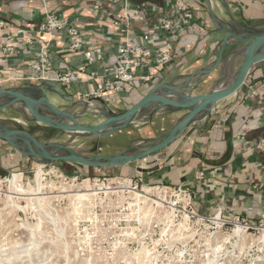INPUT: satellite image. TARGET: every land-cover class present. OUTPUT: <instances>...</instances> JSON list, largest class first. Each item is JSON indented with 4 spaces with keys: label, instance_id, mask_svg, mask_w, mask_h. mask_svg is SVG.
Wrapping results in <instances>:
<instances>
[{
    "label": "crops",
    "instance_id": "0c3cea01",
    "mask_svg": "<svg viewBox=\"0 0 264 264\" xmlns=\"http://www.w3.org/2000/svg\"><path fill=\"white\" fill-rule=\"evenodd\" d=\"M183 1L190 6L191 18L175 11L170 0H48L47 7L69 17L81 31L85 46L71 51L65 33L40 31L45 19L41 2L0 0V70L9 80L5 88L26 90L37 96L44 94L58 108L75 114L98 117L105 109L121 114L156 85L193 86L197 77L192 79V75L214 64L224 36L216 28L211 8L216 22L223 26L235 23L248 30L264 31V0ZM125 5L138 9L140 18L126 22ZM167 20L172 21V30L163 29ZM115 21H120L119 28L114 26ZM126 34L134 43L148 34L147 45L167 49L172 58L159 68L143 66L136 80L124 85L121 91L105 90L110 77L104 70L119 62L117 48ZM45 44H49V63L43 72H38L33 65L39 62ZM85 48L103 56L102 61L88 66V71L95 73L92 79L78 71L79 66L87 63ZM239 60L242 58L238 56L231 64ZM68 72L78 78L64 85L59 77ZM219 74L218 68L187 93L208 94L217 84ZM100 90V95L93 96ZM187 114L188 110L172 107L157 110L155 105L143 109L133 124L123 130L132 138L124 137V144L118 138L111 141L107 149L115 151L109 156L121 152L123 145L144 147L158 143ZM40 161L22 155L0 140V170L9 166L26 171ZM109 169L127 176L139 175L148 184L190 188L194 210L200 216L242 217L252 225L258 224L264 214V60L253 66L235 94L197 116L184 134L163 151Z\"/></svg>",
    "mask_w": 264,
    "mask_h": 264
},
{
    "label": "rangeland",
    "instance_id": "374dc122",
    "mask_svg": "<svg viewBox=\"0 0 264 264\" xmlns=\"http://www.w3.org/2000/svg\"><path fill=\"white\" fill-rule=\"evenodd\" d=\"M238 56L242 61L231 64ZM242 62V54L226 62L216 90L229 81L226 66L234 75ZM30 118L21 106L0 112V122L32 132L51 144L48 150L67 145L88 159L109 156L115 151L107 149L111 141L124 144L123 138L131 137L123 130L102 137L77 135ZM103 119L87 114L79 123L96 125ZM141 147L123 145L118 154ZM38 169L43 172L40 188L34 180ZM11 174H19L20 181H5ZM157 185L116 169L65 162L40 161L26 171L1 169L0 264H264V227L246 230L190 218L184 203Z\"/></svg>",
    "mask_w": 264,
    "mask_h": 264
},
{
    "label": "water",
    "instance_id": "95a60500",
    "mask_svg": "<svg viewBox=\"0 0 264 264\" xmlns=\"http://www.w3.org/2000/svg\"><path fill=\"white\" fill-rule=\"evenodd\" d=\"M210 13L217 30L224 38L214 64L202 68L192 75V79L197 77L196 84L193 86L189 83L182 86L156 85L139 102L119 115H114L108 109L97 114L96 116L104 117V119L96 125L80 124L79 119L85 116V113L75 114L58 108L44 94L37 96L26 90L0 87V112L21 106L31 116L30 120L35 123L72 134L91 137L107 136L124 130L133 124L135 117L143 109L152 105H155L157 110L165 107L188 110L187 116L163 136L158 143L138 148L129 154L123 153L88 159L67 145H57L53 147V150H48L47 146L51 144L41 142L32 132L23 128L9 127L2 122H0V140L10 144L22 155L40 159L43 163L65 162L89 168L124 167L160 153L180 138L197 116L209 112L216 104L235 94L245 84L253 66L264 60V31L248 30L235 23L223 26L216 22L212 8ZM240 48H245L243 62L237 72L235 82L229 88L216 90V87L222 82L221 77L217 86L208 94L191 96L187 93L188 90L198 88L203 77L212 74L218 68L222 71V66L227 59L232 57L235 51ZM226 52L228 54L224 56Z\"/></svg>",
    "mask_w": 264,
    "mask_h": 264
},
{
    "label": "built area",
    "instance_id": "2783aa9c",
    "mask_svg": "<svg viewBox=\"0 0 264 264\" xmlns=\"http://www.w3.org/2000/svg\"><path fill=\"white\" fill-rule=\"evenodd\" d=\"M42 3L43 10L45 14L44 22L40 25L39 29L42 32H46L49 34L55 33H65L69 38V48L71 51H78L83 46H85V42L81 37V31L78 26L71 23L69 17L61 15L47 7L48 0H36ZM175 11L181 12L184 14V17L191 18L192 15L189 12V5L186 4L183 0H170ZM125 15L124 20L126 22L130 20H136L140 18V11L138 9L129 8L125 5ZM114 26L116 28L120 27V21H115ZM172 21L167 20L163 22L162 27L165 30H172L173 25ZM23 31H20L22 33ZM150 40V36L145 34L142 36V39L139 43H134L131 41L127 34L125 36V41L120 44L117 48L119 62L116 66L106 68L104 70L105 75L109 76L110 79L105 82L104 89L110 90L114 89L116 91H121L122 87L126 84L133 83L138 74V70L143 66L154 65L155 67H162L167 64L172 56L167 49L162 47L152 49L147 44ZM84 55L87 63L79 66L78 71L81 73H87V78L92 79L95 73H91L88 71V66L94 64V62L102 61L103 56L99 52H95L91 48H85ZM49 63V44H45L42 46L40 51L39 62L33 65V68L38 72H43ZM76 75L72 72H68L59 77V82L64 85H69L74 79H76ZM78 78V77H77ZM150 77H146L148 80ZM9 80L5 78L4 73L0 70V87L5 88L6 84H8ZM6 89V88H5ZM101 91L95 92L93 96H97L101 94ZM89 97V96H88ZM86 97V98H88ZM85 98V99H86ZM130 183H133V178H126ZM163 186L165 189L171 191L174 197L178 198L180 202L184 203L186 213L189 217H198L201 220H205L208 222H215L222 227L224 226H241L245 227L246 230H259L264 227V214L262 215L258 224L252 225L246 218L242 217H233L226 218L221 215L213 216V217H203L196 213L193 207V195L190 188L185 186H170V185H157Z\"/></svg>",
    "mask_w": 264,
    "mask_h": 264
},
{
    "label": "bare ground",
    "instance_id": "6f19581e",
    "mask_svg": "<svg viewBox=\"0 0 264 264\" xmlns=\"http://www.w3.org/2000/svg\"><path fill=\"white\" fill-rule=\"evenodd\" d=\"M236 54H242L243 55V57H244V54H245V48H240V49H237L236 51H235V53H234V55L233 56H235ZM232 56V57H233ZM232 57H230V58H232ZM230 58H228L227 59V61L230 59ZM226 61V62H227ZM226 62H225V64H226ZM224 64V65H225ZM224 65H223V68H224ZM230 66L231 65H227L226 66V68H225V71H226V73H227V76H228V82L225 84V85H223L221 88H219V89H217V90H225V89H227V88H229L234 82H235V80H236V78H237V72L233 75V73L229 70L230 69ZM229 72V73H228ZM74 151H76V150H74ZM78 151V150H77ZM76 151V152H77ZM20 178H21V176L19 175V174H11V175H9V176H7L6 178H5V181H8V182H10L11 184H16V183H18L19 181H20ZM34 180H35V182L37 183V187H41V182H42V180H43V172H42V170L41 169H38L37 170V173H36V175H35V178H34ZM38 188V189H39ZM239 228V227H238ZM236 233H238V234H243V231L242 230H237L236 231Z\"/></svg>",
    "mask_w": 264,
    "mask_h": 264
}]
</instances>
